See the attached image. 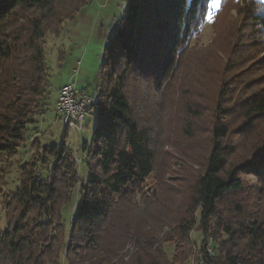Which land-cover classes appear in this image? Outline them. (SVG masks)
<instances>
[{
  "label": "trees",
  "instance_id": "1",
  "mask_svg": "<svg viewBox=\"0 0 264 264\" xmlns=\"http://www.w3.org/2000/svg\"><path fill=\"white\" fill-rule=\"evenodd\" d=\"M90 1L0 0V162L18 154L36 117L47 112L48 37L62 36ZM213 2L127 0L87 112L96 114L93 138L83 144L80 161L65 144L67 126L58 144L33 142L19 187L2 199L0 264H188L197 246L191 240L195 231L203 235L202 247L210 238L216 242L204 264H264V140H257L250 160L236 162L241 140L233 136L264 131V79L244 85L234 80L241 75L235 70L264 65V57L253 61L264 54V0H219L214 30L231 10L237 19L222 49L214 42L204 51L205 59L211 54L226 60L212 77L216 91L204 160L198 170L188 168L185 192L177 193L184 194L181 203H168L156 228L144 232L132 212L138 198L144 205L156 200L165 183L133 88L144 84L152 99L169 101L186 58L202 51L195 50ZM239 116L244 124L233 129ZM79 162L88 168L86 182ZM0 173L4 181L6 169ZM254 179L258 191L250 193ZM164 227L168 231L161 236ZM167 245L174 246L172 259Z\"/></svg>",
  "mask_w": 264,
  "mask_h": 264
},
{
  "label": "rangeland",
  "instance_id": "2",
  "mask_svg": "<svg viewBox=\"0 0 264 264\" xmlns=\"http://www.w3.org/2000/svg\"><path fill=\"white\" fill-rule=\"evenodd\" d=\"M214 3V2H213ZM213 5V4H212ZM127 0H91L74 16V20L65 25V30L59 38L48 37L47 42V65L50 75L49 102L47 112L36 117L35 125L30 126L29 133L25 138L24 147L15 157H7L0 162V169H6L4 181L0 177V223L6 228L5 213L2 210V199L4 195L16 192L20 185V168L28 162L34 150L33 142L39 139L41 144L53 145L62 141L66 125L57 113L58 91L65 85L72 84L78 90H83L95 96L101 85L102 66L105 62L106 47L113 38L119 23L125 18L127 11ZM218 8L212 7L202 34L199 39V48L202 50L190 54L186 58L185 67L175 87L168 93L169 101L152 99V90L141 85L133 90L136 92L135 101L141 110L142 124L152 131L157 146V167L159 174L165 179L160 187L156 200L150 198L149 205H144L141 198L137 199V208L133 212L135 221L142 227L144 232L156 228L161 220L157 217L162 210L165 211L168 203L175 200V204L181 203L183 197L177 195L183 189V178L188 175V168L195 170L206 155L207 142L210 137L209 131L213 113L214 94L216 91L213 75L216 69L222 68L225 59L221 56L205 59L204 51L215 42L217 49H222L229 40L230 32L236 23V12H227V17L221 21L218 32L212 24ZM224 34L226 38L222 37ZM216 35H219L217 38ZM191 55H195L192 57ZM205 55V56H204ZM191 56V57H190ZM261 55L254 57L253 61L263 58ZM197 60V63L195 62ZM252 61V62H253ZM258 63V62H257ZM254 63L248 70L241 72L235 70L238 78H234L240 85L250 80L264 77V65ZM248 66V65H247ZM209 69V73L207 72ZM190 89L182 93L183 89ZM184 94V95H183ZM188 94V95H187ZM183 95V96H182ZM140 101V102H139ZM233 129L244 124L240 116L232 121ZM97 125L95 111L86 114L81 132H74L69 128L65 144L73 152V156L79 161L82 159V146L91 142L93 132ZM262 132V131H261ZM235 142L241 140L238 155L235 161L250 160L255 153L257 140H264V131L261 135L248 134L247 137L233 135ZM84 162H79V173L81 180L86 182L89 177L88 168ZM44 174V173H43ZM46 174V173H45ZM2 174L0 173V176ZM253 178V177H252ZM182 180V181H181ZM257 180L249 182L250 193H257ZM77 193L66 215L67 225L74 211ZM173 203V204H174ZM179 206V204H178ZM163 222V221H161ZM168 231L164 227L161 236ZM160 236V237H161ZM203 235L200 231L192 234L193 242L201 247ZM169 257H174V246L167 245Z\"/></svg>",
  "mask_w": 264,
  "mask_h": 264
},
{
  "label": "built area",
  "instance_id": "3",
  "mask_svg": "<svg viewBox=\"0 0 264 264\" xmlns=\"http://www.w3.org/2000/svg\"><path fill=\"white\" fill-rule=\"evenodd\" d=\"M94 103V96L83 90H78L72 84L65 85L59 91L57 113L64 124L74 132L83 129V123L90 106ZM215 240L210 238L205 247L195 246L188 264H204V256L215 253Z\"/></svg>",
  "mask_w": 264,
  "mask_h": 264
},
{
  "label": "snow or ice",
  "instance_id": "4",
  "mask_svg": "<svg viewBox=\"0 0 264 264\" xmlns=\"http://www.w3.org/2000/svg\"><path fill=\"white\" fill-rule=\"evenodd\" d=\"M212 7H213L214 9L219 8V7H220L219 0H215V2L213 3ZM209 19H211V17H209Z\"/></svg>",
  "mask_w": 264,
  "mask_h": 264
},
{
  "label": "crops",
  "instance_id": "5",
  "mask_svg": "<svg viewBox=\"0 0 264 264\" xmlns=\"http://www.w3.org/2000/svg\"><path fill=\"white\" fill-rule=\"evenodd\" d=\"M60 90H61V89H60ZM60 90H59V91H60ZM59 91H58V94H59ZM83 130H84V128L82 129V131H83ZM82 131H81V132H82Z\"/></svg>",
  "mask_w": 264,
  "mask_h": 264
}]
</instances>
